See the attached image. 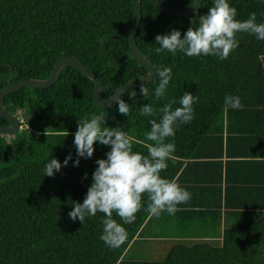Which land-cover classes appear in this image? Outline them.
Wrapping results in <instances>:
<instances>
[{
	"label": "trees",
	"instance_id": "obj_1",
	"mask_svg": "<svg viewBox=\"0 0 264 264\" xmlns=\"http://www.w3.org/2000/svg\"><path fill=\"white\" fill-rule=\"evenodd\" d=\"M158 1L177 10L192 3ZM228 2L237 9L238 20L256 13V22L264 23L262 0ZM213 3L201 0L195 13L179 19L139 1L134 42L154 74L146 85L148 97L140 94V88L119 97L130 106L128 116L119 113L116 103L97 109L91 100V81L68 66L46 88L23 87L3 97L4 110L11 115L18 112L26 128L14 136H0V264H264V161H254L264 157V41L238 33L239 47L226 60L154 52L159 47L157 35L177 30L183 38L189 27L198 26L197 13L207 14ZM130 20V0H0V67L5 68L0 88L20 79H45L58 57L71 56L96 74L100 96L107 98L127 80L145 73L126 46ZM163 67L172 69V79L166 96L157 100L156 69ZM184 92L199 97L193 105L195 118L166 141L175 144V159L167 161L160 175L177 180L191 199L178 205L175 215L164 212L155 218L145 211L144 195L132 224H123L114 213L128 239L120 248L110 249L100 239L104 214L86 217L83 224L68 215L74 203H83L96 161L107 159L111 150L97 142L92 158L78 157L74 145L78 120L103 114L105 127L134 136L142 143L134 142L133 151L147 155L145 144L154 142L145 134L150 120L158 117L140 116V108L147 103L159 108L175 99V109ZM227 95L239 96L242 108L226 109ZM69 155L72 159L64 167ZM51 158L62 168L53 177L44 176ZM220 206L227 210L225 216L240 213L241 218L216 235L219 241H211L216 237L211 235L199 237L209 240L183 242L165 238L177 234L171 231L175 229L171 219L202 223L207 218L217 225ZM164 243L168 245L161 248ZM135 244L142 256H147L144 248L157 244L163 256L158 261L126 258Z\"/></svg>",
	"mask_w": 264,
	"mask_h": 264
},
{
	"label": "clouds",
	"instance_id": "obj_2",
	"mask_svg": "<svg viewBox=\"0 0 264 264\" xmlns=\"http://www.w3.org/2000/svg\"><path fill=\"white\" fill-rule=\"evenodd\" d=\"M197 16L198 26L189 27L183 38L177 30L170 34L157 35L155 45L159 47L154 48L155 54L168 52L175 55L179 51L188 57L216 56L220 60H226L239 47L236 38L238 33H248L264 41V23L256 22V13H250L246 20L240 21L236 18L237 9L230 6L228 0H214L207 14L197 13ZM193 22L192 20L191 24ZM156 76L159 83L154 90V96L160 100L166 96L172 79V69L157 68ZM140 94L148 97V87L142 84ZM135 95V92L132 93L130 98ZM198 99L197 95L184 92L178 101L180 106L175 109V99L159 108L150 103L140 108V116L158 117L150 120V131L145 134L147 141L154 142L145 144L147 155L133 151L134 142L142 143L134 136L120 128L105 127L106 119L103 114L92 113L78 120V130L74 134L78 157L92 158L97 142L111 150L106 154L107 159L96 161L98 167L93 173V183L83 203L73 204V210L68 214L70 219L76 221L78 218L83 224L86 217H94L97 213L104 214L100 239L108 248L117 249L125 244L128 233L113 215L115 213L123 224H132L143 207L144 195L148 198L145 211L150 217L159 218L164 212L175 215L179 210L178 205L186 204L191 199V193L182 188L177 180L162 178L160 175L167 169V161L175 159V144L166 141L175 136L181 125L190 124L194 120L193 105ZM115 103L120 114L129 115L130 106L123 99L118 97ZM224 106L226 109L242 108L240 97L227 95ZM19 126H22L20 122ZM71 159V155L66 157L63 166L66 167ZM79 163L80 160L77 159L74 166L78 167ZM61 168V163L51 158L43 169L44 176L53 177Z\"/></svg>",
	"mask_w": 264,
	"mask_h": 264
},
{
	"label": "water",
	"instance_id": "obj_3",
	"mask_svg": "<svg viewBox=\"0 0 264 264\" xmlns=\"http://www.w3.org/2000/svg\"><path fill=\"white\" fill-rule=\"evenodd\" d=\"M139 1L140 0H130L131 20L127 34L126 46L130 58L145 70V73L143 75L127 80L122 85L115 88L107 98H102L100 96V82L96 74L85 68L74 57L60 56L53 62V65L51 67V70L47 78L41 80H37V79L15 80L0 88V119H2L6 123V125L0 126V136H14L19 131L20 128L19 121L16 115H11L4 110L2 105L3 97L23 87L29 89L46 88L50 86L52 83H54L59 71L66 66L71 67L80 75H82L84 78L91 81L92 83L91 100L93 105L97 109L104 110L110 108L115 104L116 98L120 97L126 91L139 89L142 84L146 86L153 77L154 68L139 53L134 42V37L136 35L138 23L140 19ZM143 1L152 5L155 9H157L164 15L179 19L186 18L192 15L193 13H195L198 10L201 2V0H192V3L189 7L182 10H177L164 5L158 0H143ZM4 71L5 68L0 67V73H3Z\"/></svg>",
	"mask_w": 264,
	"mask_h": 264
},
{
	"label": "crops",
	"instance_id": "obj_4",
	"mask_svg": "<svg viewBox=\"0 0 264 264\" xmlns=\"http://www.w3.org/2000/svg\"><path fill=\"white\" fill-rule=\"evenodd\" d=\"M221 163L225 160L224 156H221V158L218 159ZM254 161H264V157H259ZM262 183V182H260ZM227 210H225L223 207H219L218 208V224L217 225H213L211 222V220H208L207 218L204 219V221L202 223H200L197 220H183V221H179V220H174L171 219V221L168 222H172L173 226L176 229V235L172 234L170 236L165 237L167 240H172V241H193V240H209L208 238H199V237H207V236H219L222 229L226 226H228V224H233L234 220L236 219V221L238 220V218L240 219V213L237 216H225ZM196 234V235H194ZM179 235L183 236L184 238H180ZM210 238L211 241H217ZM192 237H198V238H192ZM218 239V238H217ZM219 241V239H218Z\"/></svg>",
	"mask_w": 264,
	"mask_h": 264
},
{
	"label": "rangeland",
	"instance_id": "obj_5",
	"mask_svg": "<svg viewBox=\"0 0 264 264\" xmlns=\"http://www.w3.org/2000/svg\"><path fill=\"white\" fill-rule=\"evenodd\" d=\"M171 231L172 232H176V229L171 228ZM178 242H183V241H178ZM156 245L157 244H155V247L153 245H148V248H144V249H146L144 252H145V254H147V256H142V255H139L141 253L139 248H141V247H139L138 244H135L134 246H132L130 248L129 252L126 254L127 255L126 258H128V259H130V258H140L138 260H157L158 261V260H160L162 258L163 255H162L161 252H159V251L157 252V249H159V248L156 247ZM167 245H168L167 243H164L161 246V248H163V247H165Z\"/></svg>",
	"mask_w": 264,
	"mask_h": 264
},
{
	"label": "built area",
	"instance_id": "obj_6",
	"mask_svg": "<svg viewBox=\"0 0 264 264\" xmlns=\"http://www.w3.org/2000/svg\"><path fill=\"white\" fill-rule=\"evenodd\" d=\"M16 116H17V118H18V121L20 122V124H22V122H23V121H22V118H21V116H20L18 113L16 114ZM25 128H26V126H23V125H22V126L19 128V129H21V130H22V129H25Z\"/></svg>",
	"mask_w": 264,
	"mask_h": 264
}]
</instances>
